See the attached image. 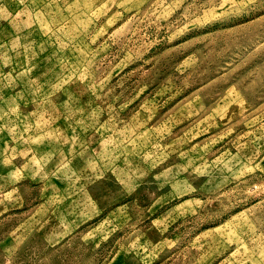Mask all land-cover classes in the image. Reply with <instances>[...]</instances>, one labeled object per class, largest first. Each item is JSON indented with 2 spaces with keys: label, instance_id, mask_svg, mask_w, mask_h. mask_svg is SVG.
Here are the masks:
<instances>
[{
  "label": "rangeland",
  "instance_id": "rangeland-1",
  "mask_svg": "<svg viewBox=\"0 0 264 264\" xmlns=\"http://www.w3.org/2000/svg\"><path fill=\"white\" fill-rule=\"evenodd\" d=\"M0 264H264V0H0Z\"/></svg>",
  "mask_w": 264,
  "mask_h": 264
}]
</instances>
